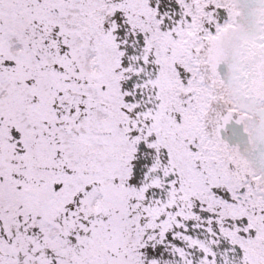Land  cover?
Instances as JSON below:
<instances>
[{
	"label": "snow or ice",
	"instance_id": "1",
	"mask_svg": "<svg viewBox=\"0 0 264 264\" xmlns=\"http://www.w3.org/2000/svg\"><path fill=\"white\" fill-rule=\"evenodd\" d=\"M0 264H264V0H0Z\"/></svg>",
	"mask_w": 264,
	"mask_h": 264
}]
</instances>
